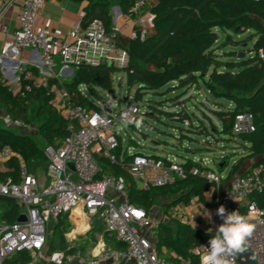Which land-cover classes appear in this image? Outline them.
Wrapping results in <instances>:
<instances>
[{"label":"built area","instance_id":"1","mask_svg":"<svg viewBox=\"0 0 264 264\" xmlns=\"http://www.w3.org/2000/svg\"><path fill=\"white\" fill-rule=\"evenodd\" d=\"M47 0H24L19 16V26L13 32L12 41L6 43L0 51V72L2 81L14 94H25L33 89H48L50 104L65 118L74 121L69 127L70 134L44 148L47 160V177L44 181L20 161V182L0 180L1 197L14 200L20 207L19 217L26 216V222L8 224L0 221V264L13 255L26 252L31 255L30 264H79L88 262L83 251L71 246L75 251L67 254L63 251L46 253L49 227H55L60 220L69 221L77 211L86 214L90 220L103 225L105 231L126 245V250L107 247L102 254L106 260H127L136 264H175L160 255L153 237L143 234V229L155 230L163 223L180 220L184 223L208 230L222 223L216 210L224 205L231 212L235 207L246 208V214L255 225L249 239L247 250L253 255L256 264H264V210L254 199L255 194L264 190V161L250 168L244 175L233 179L222 196L224 177L216 171L200 172L209 179L214 187L209 191L214 206L212 222L196 216L195 208L208 210L197 199L190 204H177L166 212L164 219L153 217L146 210L132 205L128 201L130 183L123 176H114L104 170L105 162L126 165L127 172L140 190L174 185L189 177L184 162L171 155L158 157L136 154L133 147H124V140L118 128L139 125L143 111L134 95L128 102L116 104V100L100 101V110L94 111L78 105L73 95L63 85H50L51 79L61 80V76L74 77L81 69L97 66H114L120 71L130 66V56L126 49L119 47L118 34L108 32L104 23L95 19L87 27L82 20L71 30L68 39H61L53 32L38 27L40 13ZM156 0H138L128 16L134 19L136 30L130 38L148 35L150 24L146 19L149 6ZM117 31V30H116ZM7 34L8 30L4 29ZM119 33V32H118ZM120 34V33H119ZM121 35V34H120ZM40 54L41 65L38 72L27 71L16 65L24 51ZM264 60V51L260 52ZM133 72V71H132ZM124 73V72H123ZM25 76V79H23ZM86 95L87 88H79ZM107 97L110 99L108 92ZM116 94V92H115ZM109 104L105 112L103 103ZM4 127L27 130L20 120L6 115ZM185 125H189L186 121ZM255 131L253 116L243 114L237 117L234 134ZM130 160L124 162V153ZM9 147L0 150V175L8 171L7 163L14 158ZM196 162H202L195 158ZM19 219V218H18ZM195 220V225H194ZM209 239L202 245L207 247ZM71 244V241L69 242ZM204 253L200 248V256ZM240 256V255H239ZM237 256L235 264H240ZM95 264V262H93Z\"/></svg>","mask_w":264,"mask_h":264},{"label":"trees","instance_id":"2","mask_svg":"<svg viewBox=\"0 0 264 264\" xmlns=\"http://www.w3.org/2000/svg\"><path fill=\"white\" fill-rule=\"evenodd\" d=\"M88 2L84 9L82 23L87 27L95 19L101 20L108 32L118 34V45L128 51L130 66L120 71L114 66L87 67L78 71L71 82H62L59 79H51L50 85H63L73 95L75 102L89 110H100L88 95L79 91L81 86L87 88L90 96L97 101H103L101 92L114 90L113 79L117 72L127 74L129 90L137 86L135 100L141 101L145 93H160L164 88H176L180 90L197 86L203 82L216 100L226 101L231 107L218 101L220 109L214 111L216 118L221 123L218 128L213 122L212 134L204 126L202 121L194 125L192 116L187 108L179 107L176 113H166L173 121L185 125L189 129L188 134L213 136L214 139L233 140L238 143L245 156L240 158L230 169L226 178L222 180V187L242 176V168L247 161L253 162V166L264 161V60L260 52L264 51V0H156V3L147 8L152 15V27L145 39L124 37L113 27L111 9L118 6L122 15L130 16L132 9L138 0H75ZM215 30L232 32L235 35H250L245 42L254 41L250 53L240 58V52L229 51L225 57L228 61H222L217 54L220 47L217 43L220 37ZM229 38L228 45L242 46V41H234ZM239 55V56H238ZM239 57V59H237ZM27 71L38 72L37 68ZM133 71V72H132ZM25 79V76H23ZM172 85H175L172 87ZM101 91V92H100ZM48 89H33L31 92L14 94L8 85L2 81L0 72V105L5 114L14 120H20L25 125H30L31 107L36 105V117L43 119L39 126L41 137L47 145H54L56 141L70 134L69 127L75 125L74 121L62 116L51 104L47 95ZM152 108V106L150 107ZM251 114L255 131L235 135L234 126L238 116ZM182 132L184 130L181 129ZM183 139L196 142L192 135L181 134ZM230 138V139H229ZM9 146L15 157L8 163L6 173L0 175V180H12L20 182V161H23L30 172L41 162H47L44 148L24 132H15L1 124L0 119V150ZM137 146L132 141L128 147ZM208 147H196L186 149L188 157L183 162L189 177L178 181L174 185L155 187L150 190H140L135 181L129 175L126 165L105 162L104 170L114 176H123L130 183L128 201L146 210L149 214L159 202L168 211L177 204L188 205L197 199L207 207H212L214 202L207 197L214 184L201 173L193 171L198 168L200 172L211 171L202 162H196L195 156L202 157L208 152ZM138 154V153H136ZM124 162L130 160L128 152L124 153ZM158 157L160 155H153ZM223 157V163H227L221 170L225 173L231 158ZM261 209L264 210V190L254 196ZM6 203L7 210L2 220L8 224L17 222L20 207L10 198L1 197ZM246 214V208L235 207ZM71 225L63 219L53 231V239L58 236L59 242L47 245V254L63 251L72 254L75 249L68 248L65 234ZM210 239L207 230L194 227L180 220H172L163 223L157 229L156 246L160 255L175 264H200V248ZM106 242L115 250H126V245L118 241L113 234L106 235ZM32 257L26 252H21L7 259L4 264H30ZM39 264H45L43 262Z\"/></svg>","mask_w":264,"mask_h":264},{"label":"rangeland","instance_id":"3","mask_svg":"<svg viewBox=\"0 0 264 264\" xmlns=\"http://www.w3.org/2000/svg\"><path fill=\"white\" fill-rule=\"evenodd\" d=\"M115 7L116 6H113L112 8ZM215 33L220 37L217 47H220L221 50H218L217 54L220 56L222 61L230 60L225 57L226 53L229 51L240 52V54L243 53L245 56L247 55V58L254 56L253 52L250 53V50L253 49L254 41H244L250 35L249 33L244 35H235L232 32H225L222 30H218ZM228 37H231L234 41H242V46L228 45L227 43L230 41ZM237 59H239V57ZM72 79L73 77L61 76L62 82H71ZM113 85L117 97L116 104L118 105L127 103L128 97L135 95L137 90V86L129 90L127 84V74L123 72H117L114 75ZM173 86L175 85H172V87ZM85 93L96 106L101 107L99 104L100 101H97L94 97L90 96L87 91H85ZM101 94L104 101L110 100L107 97V93L102 91ZM218 101L220 100L213 98L203 82H200L197 86L184 90H180L175 86L172 89L166 87L160 93H145L143 94V99L139 101L140 107L143 111V116L140 117L139 125H128L123 129L118 128L119 134L124 140V147H128L132 144V141H135L137 146H132L135 153H140L146 156L171 155L175 157L176 160L181 162L183 161V158H186L189 155L186 149L208 147V152L203 154L200 159L206 163L207 167H210L219 173L227 164L223 163V157L228 155L235 156V153L241 152L238 143L233 140L224 141L221 140V138L214 139L213 136L206 137L202 135L188 134V127H186L183 123L171 120L169 116L166 115V113H176V111H179V107L184 103L183 108H187L188 111H190L193 124L196 125L199 121H202L204 126L207 127L212 134L211 122H213L218 128L221 126V123L214 114V111H218L220 109ZM220 102L227 107L230 105L224 100ZM151 106L152 108H150ZM36 109L37 106L32 105L30 127L27 130L14 128L9 129L15 132H24L34 139V141L40 146L45 147L46 144L39 131V126L43 119L36 117ZM5 116V111L0 105V119L3 126V119ZM181 129L184 130V132H182ZM181 134L192 135L190 137L196 139V142L193 143L188 139H183ZM236 159L237 158H231L226 172L230 170L231 165L236 161ZM251 163V161H248L249 165ZM47 166V162H41L33 168L32 173L36 174L42 181H44L45 176L47 175ZM6 210V203L1 202L0 221L2 220L3 214ZM164 210L163 203L159 202L152 210L151 215L160 219V213H162L161 211L164 212ZM54 230L55 225L54 223H51V226L49 227L48 246L51 245L52 242H59L58 236L53 239ZM67 234L68 232L65 234L66 241L69 238ZM143 234L147 236H150L151 234L152 237H156V231L151 229H143Z\"/></svg>","mask_w":264,"mask_h":264},{"label":"crops","instance_id":"4","mask_svg":"<svg viewBox=\"0 0 264 264\" xmlns=\"http://www.w3.org/2000/svg\"><path fill=\"white\" fill-rule=\"evenodd\" d=\"M24 0H0V51L6 43L12 41L13 32L19 26V16L23 7ZM88 6V2H80L75 0H47L38 19V27L53 32L57 37L61 39H68L71 30L79 23L84 17V9ZM118 6L112 8L111 16L113 21V27L124 37H131L132 33L137 29L134 19L128 16L120 14ZM115 14V17H114ZM146 19L152 27L153 17L151 14L146 15ZM7 29V34L4 32ZM218 30H215L217 32ZM16 63L20 68H38L40 63V54L32 51H24L22 56ZM230 104V103H229ZM231 107V104L229 105ZM236 161L231 167L242 157L245 156V152L241 150L240 153H235ZM194 158H199L195 156ZM230 167V169H231ZM253 167V162L249 165L248 161L244 164L242 172L248 171ZM210 168V167H209ZM211 169V168H210ZM212 171H215L212 169ZM230 171V170H229ZM229 171L225 173L219 172L224 178L227 177ZM218 173V172H217ZM47 175L45 176V178ZM45 180V179H44ZM226 187H223V193H225ZM207 197L212 201L211 195L207 194ZM213 202V201H212ZM214 206V205H213ZM212 206V207H213ZM212 207H208V211L212 213ZM166 210L161 211L160 217L164 219ZM168 212V211H167ZM194 213L196 216L203 219H207L203 215V211L195 208ZM208 220V219H207ZM71 225L67 236V246L77 247L81 249L84 255L87 257L88 262L85 264H136L133 261L127 260H106L102 258V254L110 245L106 242V231L103 225L96 221L90 220L86 214L81 211H77L72 219L68 221ZM213 228L208 225L207 229ZM102 232V233H101ZM156 242V237H153ZM71 241V244L69 243ZM47 253V249H46ZM72 264H79L78 261H74Z\"/></svg>","mask_w":264,"mask_h":264},{"label":"clouds","instance_id":"5","mask_svg":"<svg viewBox=\"0 0 264 264\" xmlns=\"http://www.w3.org/2000/svg\"><path fill=\"white\" fill-rule=\"evenodd\" d=\"M203 215L212 222L211 212L205 209ZM216 215L222 223L216 227L214 233L211 228L207 230L210 239L207 247L201 246L204 253L200 257V264H235L237 256L246 252L255 225L247 215L239 210L229 212L224 205H220Z\"/></svg>","mask_w":264,"mask_h":264},{"label":"water","instance_id":"6","mask_svg":"<svg viewBox=\"0 0 264 264\" xmlns=\"http://www.w3.org/2000/svg\"><path fill=\"white\" fill-rule=\"evenodd\" d=\"M119 13L121 14V10L120 8H118ZM240 58L244 57V54L239 56ZM108 95L110 97V104H112L115 100H116V94L114 90H110L108 91ZM103 108L105 110V112H109V104L107 102L103 103ZM26 216L25 215H21L18 219L19 223H24L26 222ZM113 231L111 230H107L106 233L107 234H111ZM239 262L240 264H256V261L253 257V255L251 254L250 251L246 250L245 253L240 254L239 256Z\"/></svg>","mask_w":264,"mask_h":264}]
</instances>
